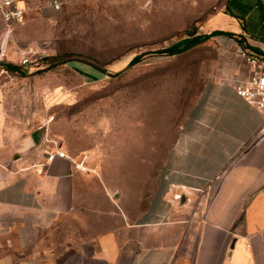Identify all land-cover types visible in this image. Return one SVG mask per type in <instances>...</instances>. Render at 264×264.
I'll return each instance as SVG.
<instances>
[{
  "label": "crops",
  "instance_id": "obj_1",
  "mask_svg": "<svg viewBox=\"0 0 264 264\" xmlns=\"http://www.w3.org/2000/svg\"><path fill=\"white\" fill-rule=\"evenodd\" d=\"M224 5L214 30L232 33L202 42L207 75L136 214L49 125L6 129L0 111V264H264V116L236 91L251 73L237 44L264 55V10ZM67 218L80 232L47 246Z\"/></svg>",
  "mask_w": 264,
  "mask_h": 264
},
{
  "label": "rangeland",
  "instance_id": "obj_2",
  "mask_svg": "<svg viewBox=\"0 0 264 264\" xmlns=\"http://www.w3.org/2000/svg\"><path fill=\"white\" fill-rule=\"evenodd\" d=\"M47 1L20 0L25 17L9 33L0 11L4 127L31 131L45 122L77 162L84 160L78 167L100 175L136 214L214 53L205 43L172 56L159 51L214 30L226 0H64L59 11L45 10ZM61 53L72 58L69 64L43 58ZM135 55L142 61L128 64ZM6 62L19 68L6 69ZM76 226L67 218L44 242L60 247L80 232Z\"/></svg>",
  "mask_w": 264,
  "mask_h": 264
},
{
  "label": "built area",
  "instance_id": "obj_3",
  "mask_svg": "<svg viewBox=\"0 0 264 264\" xmlns=\"http://www.w3.org/2000/svg\"><path fill=\"white\" fill-rule=\"evenodd\" d=\"M63 2L64 0H48L44 8L47 11H59L62 8ZM259 2L264 10V0H259ZM0 11L7 25V33L10 32L13 24L22 22L25 17V8L20 4V0H0ZM0 47L1 49L3 48L2 44ZM237 52L245 60L246 64H248L251 73L245 80L237 84L236 91L239 96L244 98L250 105H254L264 116V55L260 52L248 51L239 44H237ZM26 60L27 58L24 57V61ZM44 125L45 122H42L41 126ZM258 138L264 140V124L261 127ZM56 156L66 157L67 154L59 148L46 150V158L48 160H52ZM83 161V159L79 162L76 161V165L81 166ZM179 197L181 195L177 194L176 198Z\"/></svg>",
  "mask_w": 264,
  "mask_h": 264
},
{
  "label": "trees",
  "instance_id": "obj_4",
  "mask_svg": "<svg viewBox=\"0 0 264 264\" xmlns=\"http://www.w3.org/2000/svg\"><path fill=\"white\" fill-rule=\"evenodd\" d=\"M225 32L232 33L229 31H225ZM225 32L220 31V30H214V31H211V33L201 32L196 35L190 34L191 37L185 44L175 45V46H172L170 48H167L159 52L166 53V55H169V56H172L173 54L184 53L198 46V44L206 41L208 38L210 39L211 37L215 35H218L220 33H225ZM43 58L46 62H48L49 65H53L54 63H59V62L69 64V61L72 59L67 53L55 54V55H50V56L46 55ZM141 61H142L141 55H135L131 60H129L128 64L135 65L137 63H140ZM84 62L86 64H89L90 67H92L93 69H96V71L98 70L97 72H101L103 74L104 71H102L100 68L96 67L93 64H90L87 61H84ZM4 66L6 69H9V70H15L19 68L18 65L11 63V62L4 63Z\"/></svg>",
  "mask_w": 264,
  "mask_h": 264
},
{
  "label": "bare ground",
  "instance_id": "obj_5",
  "mask_svg": "<svg viewBox=\"0 0 264 264\" xmlns=\"http://www.w3.org/2000/svg\"><path fill=\"white\" fill-rule=\"evenodd\" d=\"M5 43H6L5 41H3V43H1V44H2V47H4V46H5Z\"/></svg>",
  "mask_w": 264,
  "mask_h": 264
}]
</instances>
